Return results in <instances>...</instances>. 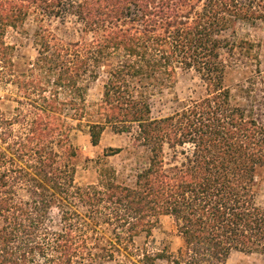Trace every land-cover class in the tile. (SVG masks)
Wrapping results in <instances>:
<instances>
[{
	"label": "trees",
	"instance_id": "16d2710c",
	"mask_svg": "<svg viewBox=\"0 0 264 264\" xmlns=\"http://www.w3.org/2000/svg\"><path fill=\"white\" fill-rule=\"evenodd\" d=\"M35 9L74 15L82 36L62 44L37 30L38 55L20 66L6 33ZM258 21L264 0H0V91L15 94L17 104L12 116L0 109V264H108L130 256L142 264H226L234 252L264 264L257 203L264 116L254 109L264 101L232 104L223 54L251 56L255 43L221 38ZM191 69L208 96L153 118L155 92ZM101 71L102 100L91 110L89 86ZM83 128L94 147L111 129L133 134L149 151L134 184L106 167L98 184L76 185L80 148L72 133ZM121 152L108 148L104 156ZM165 216L183 240L177 255L136 250V238L152 237Z\"/></svg>",
	"mask_w": 264,
	"mask_h": 264
},
{
	"label": "rangeland",
	"instance_id": "374dc122",
	"mask_svg": "<svg viewBox=\"0 0 264 264\" xmlns=\"http://www.w3.org/2000/svg\"><path fill=\"white\" fill-rule=\"evenodd\" d=\"M76 2V0H72ZM205 1V0H204ZM243 1V0H241ZM34 9V8H33ZM28 16L23 26L18 29H9L6 33V42L15 47V61L24 66L36 59L38 47L35 33L37 30H47L58 42L62 44L73 43L80 40L82 27L74 15L61 18L45 15L41 10L35 9ZM221 38L233 40H249L255 43V50L251 56L244 53L231 58L224 54L227 59L225 85L231 90V102L238 107H252L254 101H264V21H258L254 25L238 23L233 29L224 32ZM106 74L101 71L97 81H92L89 86L87 104L89 109H96L102 100L103 87ZM7 91H0V109L7 115L12 116L17 104L13 100L15 94L9 97ZM207 86L201 76L194 70H179L177 81L166 88L158 90L152 96V116L155 119L170 116L184 107L208 96ZM260 108V110H258ZM256 113H262L264 109L257 103L254 107ZM72 141L80 148V154L75 160L77 168L75 183L78 186L98 184L101 172L104 168H112L117 174L120 183L132 185L135 183L137 174L147 167L149 151L141 147L133 134L118 135L107 129L102 136L99 146L91 144L86 128L75 130L72 133ZM108 148H118L122 152L113 157H105L104 152ZM190 150L189 146L185 148ZM171 159V156L169 157ZM180 160L183 158L180 156ZM257 203L264 207V172L259 183ZM136 250L150 253L167 251L177 255L183 247L174 220L165 216L160 219L153 235L147 238L142 235L135 240ZM137 257H120L118 262L137 263ZM111 262L108 264H119ZM155 264H170L169 261L159 260ZM226 264H262V258L255 254L234 252Z\"/></svg>",
	"mask_w": 264,
	"mask_h": 264
}]
</instances>
